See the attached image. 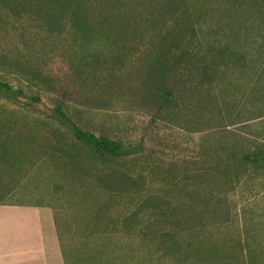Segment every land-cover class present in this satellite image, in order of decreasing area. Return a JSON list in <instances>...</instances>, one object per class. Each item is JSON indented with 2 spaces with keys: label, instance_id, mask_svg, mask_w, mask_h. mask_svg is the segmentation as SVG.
Returning <instances> with one entry per match:
<instances>
[{
  "label": "rangeland",
  "instance_id": "1",
  "mask_svg": "<svg viewBox=\"0 0 264 264\" xmlns=\"http://www.w3.org/2000/svg\"><path fill=\"white\" fill-rule=\"evenodd\" d=\"M242 1L264 12V0ZM29 2L53 11L58 24L29 13ZM20 3L0 1V54L40 77L12 76L0 63V82L26 95L0 91V149L13 148L24 163L5 201L52 211L67 264H245V248L264 264V164L241 160L264 150V111L249 97L254 74L224 69L210 93L200 92L187 64L158 77L164 53L200 55V0L189 2L195 36L180 44L169 30L152 44L144 38L150 15L159 29L168 20L159 0L128 12L121 0ZM57 106L84 132L142 152L119 159L93 153L52 117ZM49 142H60L53 157ZM68 147L75 161L64 155ZM4 169L8 181L14 172ZM200 169L210 171L208 180H230L218 193L226 220L200 221Z\"/></svg>",
  "mask_w": 264,
  "mask_h": 264
},
{
  "label": "trees",
  "instance_id": "2",
  "mask_svg": "<svg viewBox=\"0 0 264 264\" xmlns=\"http://www.w3.org/2000/svg\"><path fill=\"white\" fill-rule=\"evenodd\" d=\"M2 3L14 6L22 5L23 0H0ZM157 0H121L123 8L128 12L136 5L155 6ZM164 3L167 11L168 20L161 29L159 25L152 23V15L144 22V28L147 31L144 33V38L152 44L157 36L163 35V30L168 31V38L180 44L186 38L195 36V25L192 18L195 16L194 10H190L189 2L191 0H159ZM27 6V7H26ZM20 7V6H19ZM192 7V6H191ZM261 6L253 1L237 0H200V55L187 49L181 52L179 56H169L164 53L158 60V77L164 78L170 71H178L182 66L187 64L189 77L200 84V92H211V87L214 86L224 76V69L237 70L242 77L252 76L255 80L253 83L252 92L249 97L253 100L257 111H264V12ZM23 8H27L29 13L33 12L38 17H43L49 25L57 23L58 19L53 15V11L40 6H34L31 2L24 3ZM65 10V6H62ZM70 8L66 6V13ZM150 10V9H148ZM258 13V14H257ZM146 14V13H145ZM262 15V16H261ZM261 17V18H260ZM49 19V21L47 20ZM136 26H138L136 22ZM85 50V49H84ZM85 52V51H84ZM87 59V52L82 56ZM0 63L3 65V70L13 75H21L23 77H40L38 70L32 68L28 64L21 63L19 59L11 58L8 55L0 54ZM0 91L15 97H25L22 89H14L8 83L0 82ZM170 93L167 92V97ZM211 98V95L208 94ZM33 101L40 99L32 98ZM209 100V99H208ZM204 99L200 100V104ZM204 107V110H207ZM52 117L61 125L69 127L72 131L75 141L79 145H83L93 153L107 159L129 158L136 153L142 152L141 148H135L134 151L126 148L121 143L112 141L105 137H97L94 134L84 132L76 125L71 118L64 112L61 106H57L52 111ZM3 126H0V128ZM15 142L18 137H11ZM20 142V141H19ZM61 142V141H60ZM60 142H49L48 148L51 149V157L58 154L56 149L60 147ZM4 145V141L0 139V147ZM63 150V149H62ZM136 151V152H135ZM64 152L71 161L74 157L71 155L72 149L68 147ZM253 155L244 154L241 158L242 162L261 165L264 164V150L258 149ZM0 163L4 164L7 173L12 170L14 173L9 175L8 181H4L0 176V206L1 205H26V204H10L5 200L8 196L15 193L21 180L18 175L23 170L24 163L20 160V156L13 148L0 149ZM33 167V165H32ZM8 169V170H7ZM226 171V170H225ZM224 171V172H225ZM209 170L200 169V221H207L210 224L219 223L226 220L229 216L228 212H223L220 206L219 191L226 188V184H231L228 178L224 183L219 180L218 176L211 175V178L206 179V173ZM207 181L208 183H206ZM196 195H192L195 197ZM194 202H188L190 209H196L197 205ZM29 206V205H27ZM170 234L173 232L168 231ZM245 256V264H257V260L253 258L254 252L245 248L241 253Z\"/></svg>",
  "mask_w": 264,
  "mask_h": 264
},
{
  "label": "crops",
  "instance_id": "3",
  "mask_svg": "<svg viewBox=\"0 0 264 264\" xmlns=\"http://www.w3.org/2000/svg\"><path fill=\"white\" fill-rule=\"evenodd\" d=\"M0 264H67L51 210L0 206Z\"/></svg>",
  "mask_w": 264,
  "mask_h": 264
}]
</instances>
